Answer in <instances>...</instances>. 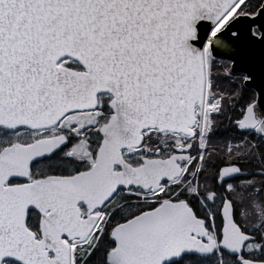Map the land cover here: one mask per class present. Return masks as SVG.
<instances>
[{"label": "snow or ice", "instance_id": "obj_1", "mask_svg": "<svg viewBox=\"0 0 264 264\" xmlns=\"http://www.w3.org/2000/svg\"><path fill=\"white\" fill-rule=\"evenodd\" d=\"M0 264H264V0H0Z\"/></svg>", "mask_w": 264, "mask_h": 264}]
</instances>
